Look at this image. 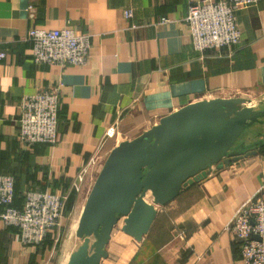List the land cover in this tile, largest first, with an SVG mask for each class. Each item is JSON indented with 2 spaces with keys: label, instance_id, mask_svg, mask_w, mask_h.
I'll use <instances>...</instances> for the list:
<instances>
[{
  "label": "crops",
  "instance_id": "obj_1",
  "mask_svg": "<svg viewBox=\"0 0 264 264\" xmlns=\"http://www.w3.org/2000/svg\"><path fill=\"white\" fill-rule=\"evenodd\" d=\"M189 1L0 0V41L7 53L0 60V173L15 177L17 206L26 189L70 191L72 179L95 155L75 201L82 192L87 198L118 143L185 105L237 96L261 105L264 0L238 11L239 45L206 53L192 44ZM127 8L132 17L125 15ZM161 17L168 21L160 23ZM65 26L92 35L88 63L37 65L24 39L28 30ZM49 84L61 89L57 142L26 147L19 138L21 101ZM114 122L118 133L104 142ZM240 141L246 151L257 152L213 167L207 177L158 206L142 241L122 230V218L101 264H245L225 227L252 195L264 198V123H256ZM54 235L51 231V246L24 245L17 228L0 219V264H50Z\"/></svg>",
  "mask_w": 264,
  "mask_h": 264
},
{
  "label": "water",
  "instance_id": "obj_2",
  "mask_svg": "<svg viewBox=\"0 0 264 264\" xmlns=\"http://www.w3.org/2000/svg\"><path fill=\"white\" fill-rule=\"evenodd\" d=\"M259 107L245 97H216L190 103L162 117L107 155L86 198L76 235L82 240L66 264H101L114 227L142 241L158 206L181 190L233 161L255 154L240 141L256 123H264ZM150 194L151 201L146 199Z\"/></svg>",
  "mask_w": 264,
  "mask_h": 264
},
{
  "label": "built area",
  "instance_id": "obj_3",
  "mask_svg": "<svg viewBox=\"0 0 264 264\" xmlns=\"http://www.w3.org/2000/svg\"><path fill=\"white\" fill-rule=\"evenodd\" d=\"M260 0H190L186 22L190 27L193 47L200 53L237 46L241 42L237 13L240 9L255 5ZM133 16L130 8L124 11ZM168 21L161 17L160 23ZM92 35L65 26L59 29L32 27L24 39L31 43V56L37 65L84 66L88 63ZM0 60L7 53L1 47ZM61 89L49 84L21 101L18 118L19 138L26 147L44 143L55 145L58 138V112ZM117 123L105 131L103 141L117 135ZM103 144V143H102ZM99 153V151H98ZM96 153V154H98ZM93 156L72 179L68 192H50L36 189L23 191V204L15 200V177L0 173V219L7 226L17 228L24 245L43 243L51 231L55 243L59 242L65 225L66 204L71 192L82 190L90 166L96 162ZM245 264H264V198L252 195L235 211L227 223Z\"/></svg>",
  "mask_w": 264,
  "mask_h": 264
},
{
  "label": "rangeland",
  "instance_id": "obj_4",
  "mask_svg": "<svg viewBox=\"0 0 264 264\" xmlns=\"http://www.w3.org/2000/svg\"><path fill=\"white\" fill-rule=\"evenodd\" d=\"M250 97L249 95H246ZM260 104V103H259ZM82 192L81 199L76 203H71L65 216V225L60 234V240L56 243V248L52 254L50 264H66L70 253L81 243V239L76 235L79 217L85 202L86 195Z\"/></svg>",
  "mask_w": 264,
  "mask_h": 264
},
{
  "label": "trees",
  "instance_id": "obj_5",
  "mask_svg": "<svg viewBox=\"0 0 264 264\" xmlns=\"http://www.w3.org/2000/svg\"><path fill=\"white\" fill-rule=\"evenodd\" d=\"M75 195H76V192H71V194H70V196H69V199H68V201H67V204H66V212L68 211V207L71 205V203H74V201L76 200ZM50 233H51V232H50ZM50 233H49L47 239H46L43 243H41V244H37L38 247H40V246H45V245H47V246H48V245H49V246L52 245V240H51L52 236H50ZM50 237H51V238H50Z\"/></svg>",
  "mask_w": 264,
  "mask_h": 264
},
{
  "label": "bare ground",
  "instance_id": "obj_6",
  "mask_svg": "<svg viewBox=\"0 0 264 264\" xmlns=\"http://www.w3.org/2000/svg\"><path fill=\"white\" fill-rule=\"evenodd\" d=\"M146 199L148 200V201H151V196H150V194L148 195V196H146Z\"/></svg>",
  "mask_w": 264,
  "mask_h": 264
}]
</instances>
